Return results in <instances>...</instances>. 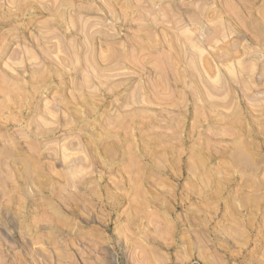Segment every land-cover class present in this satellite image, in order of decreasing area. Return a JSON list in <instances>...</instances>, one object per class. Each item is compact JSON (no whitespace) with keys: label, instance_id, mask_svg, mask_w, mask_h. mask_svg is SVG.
<instances>
[{"label":"rangeland","instance_id":"rangeland-1","mask_svg":"<svg viewBox=\"0 0 264 264\" xmlns=\"http://www.w3.org/2000/svg\"><path fill=\"white\" fill-rule=\"evenodd\" d=\"M261 140L264 0H0V264H217Z\"/></svg>","mask_w":264,"mask_h":264},{"label":"clouds","instance_id":"clouds-1","mask_svg":"<svg viewBox=\"0 0 264 264\" xmlns=\"http://www.w3.org/2000/svg\"><path fill=\"white\" fill-rule=\"evenodd\" d=\"M260 144L264 146V140H261ZM253 158L264 160V152L254 153ZM262 199H264V196H262ZM233 210L237 216L243 212V208L239 202L233 205ZM113 211L117 215L120 214L118 208H113ZM220 218L217 217V219ZM234 228L236 229L233 232V236L236 238L235 246L228 244L231 237H229L227 231L220 230L224 243L228 244L226 248H223L227 259H217V264H264V225L261 226L259 233L251 232L250 229H245L238 223L234 225ZM134 243L136 244L134 264H168L166 259L154 260L153 258L146 257L142 248L143 241L141 237L136 236ZM191 247L193 254H195L197 249L204 251V248L197 240L191 242ZM217 248H219V245L213 246L214 253ZM192 264H198V261L193 259Z\"/></svg>","mask_w":264,"mask_h":264},{"label":"bare ground","instance_id":"bare-ground-1","mask_svg":"<svg viewBox=\"0 0 264 264\" xmlns=\"http://www.w3.org/2000/svg\"><path fill=\"white\" fill-rule=\"evenodd\" d=\"M204 41V40H203ZM201 60V59H200Z\"/></svg>","mask_w":264,"mask_h":264}]
</instances>
